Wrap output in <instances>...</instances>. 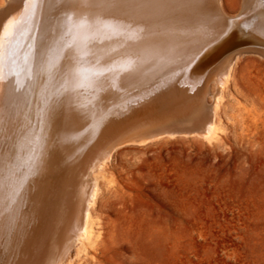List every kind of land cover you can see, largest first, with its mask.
Instances as JSON below:
<instances>
[{
    "label": "bare ground",
    "instance_id": "6f19581e",
    "mask_svg": "<svg viewBox=\"0 0 264 264\" xmlns=\"http://www.w3.org/2000/svg\"><path fill=\"white\" fill-rule=\"evenodd\" d=\"M248 47L264 53V0L234 15L219 0L1 5L0 264H60L82 244L88 175L118 144L210 137L207 82L224 87L226 55Z\"/></svg>",
    "mask_w": 264,
    "mask_h": 264
},
{
    "label": "rangeland",
    "instance_id": "374dc122",
    "mask_svg": "<svg viewBox=\"0 0 264 264\" xmlns=\"http://www.w3.org/2000/svg\"><path fill=\"white\" fill-rule=\"evenodd\" d=\"M248 48L226 55L224 87L207 82L210 137L118 144L89 173L88 233L60 264H264V53Z\"/></svg>",
    "mask_w": 264,
    "mask_h": 264
}]
</instances>
